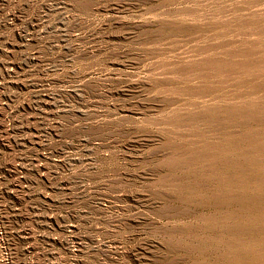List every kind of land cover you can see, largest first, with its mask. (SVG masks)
Masks as SVG:
<instances>
[{
  "label": "rangeland",
  "instance_id": "374dc122",
  "mask_svg": "<svg viewBox=\"0 0 264 264\" xmlns=\"http://www.w3.org/2000/svg\"><path fill=\"white\" fill-rule=\"evenodd\" d=\"M0 264H264V0H0Z\"/></svg>",
  "mask_w": 264,
  "mask_h": 264
}]
</instances>
